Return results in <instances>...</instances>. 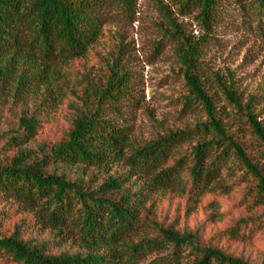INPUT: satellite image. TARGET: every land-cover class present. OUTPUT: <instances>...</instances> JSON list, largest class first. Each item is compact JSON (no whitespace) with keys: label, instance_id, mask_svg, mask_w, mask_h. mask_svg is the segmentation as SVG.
Listing matches in <instances>:
<instances>
[{"label":"rangeland","instance_id":"374dc122","mask_svg":"<svg viewBox=\"0 0 264 264\" xmlns=\"http://www.w3.org/2000/svg\"><path fill=\"white\" fill-rule=\"evenodd\" d=\"M187 3L188 0H131L130 6L121 0H104L101 33L85 55L68 62H52V74L45 81L32 83L34 90L25 98L11 93L0 97V162L7 163L20 152L29 153L31 162L42 159L40 147L64 139L71 129L77 112L83 109L84 90L96 84L104 87L111 69L128 73L129 91L119 115L110 110L111 104H104V117L116 127L127 129L128 139L140 147L182 134L175 140L164 167L180 161V177L186 187L150 191L137 226L123 243L135 244L160 236L159 229H171L195 234L201 245L246 264H264V196H260L258 179L234 149H227L217 165L215 182L220 188L190 190L188 169L193 165L194 147L214 142L204 160L208 167L228 142L212 128L201 126L210 125V120L203 104L190 91L185 79L187 66L182 60L188 45L197 48L198 73L212 98L216 120L228 139L242 147L264 174V147L216 80L219 75L227 85L233 82L243 102L252 98L253 114L264 127V16L255 0H216V20L206 29L200 7ZM31 116L39 123L34 138L16 149L4 147L22 131L19 120ZM46 172L64 173L91 190L98 189L111 176L129 174L122 161L108 170L51 164ZM144 183L146 180L138 175L127 177L123 188L110 197L119 199L123 192L133 194ZM18 206L9 201L1 208L15 210ZM30 214L19 209L16 221ZM253 218H258L255 226L249 223L245 230L248 235L250 227H257L251 236L242 238L243 230L237 236L224 234L240 221ZM1 231L11 233V225ZM22 239L31 245H45V255L86 252L70 228L62 234L44 227L29 229ZM196 257L190 247L173 254V249L165 246L137 256L133 264H192Z\"/></svg>","mask_w":264,"mask_h":264},{"label":"trees","instance_id":"16d2710c","mask_svg":"<svg viewBox=\"0 0 264 264\" xmlns=\"http://www.w3.org/2000/svg\"><path fill=\"white\" fill-rule=\"evenodd\" d=\"M121 1L131 6V0ZM255 2L264 16V0ZM103 5L104 0H0V97L11 93L25 98L34 90L32 83L45 81L52 74V62H68L85 55L101 33ZM187 6L200 7L206 29L215 22L216 0H188ZM196 49L188 45L187 51L183 52V64L187 66L185 79L210 120V125L204 123L201 126L212 128L228 145L208 167L204 160L214 142L194 147L193 165L188 169L190 190L204 192L220 188L215 182L217 165L227 149L233 148L248 171L258 179L260 196H264L262 169L252 162L242 147L228 139L212 112V98L203 88L198 73ZM129 80L128 73L111 69L104 87L96 84L84 90L81 97L83 109L77 112L71 129L64 139L40 147L42 159L31 162L29 153L20 152L7 163L0 162V264H133L137 256L165 246L171 247L173 254L190 247L197 254L192 264H246L218 249L201 245L195 234H181L171 229H159L160 236L135 244L123 243L125 236L137 226L150 191L186 187L180 177L183 171L180 161L164 167L175 140L182 134L140 147L128 139L127 129L116 127L104 117V104H111L110 110L119 115V107L129 91ZM216 80L264 147V127L253 114L254 100L243 102L233 89V82L227 85L219 75ZM38 124L35 116L21 118L19 128L22 131L4 147L12 150L32 140ZM121 161L128 167V176H111L96 190L72 181L64 173L46 172L51 164L108 170ZM134 175L146 180L138 191L133 194L123 192L119 199L110 197L111 193L123 188L125 178ZM9 201L18 203V208H1ZM19 209L29 211L30 216L16 221ZM256 220L258 218L242 220L224 234L237 236L243 230L241 237H249L257 228H252ZM249 223L252 227L246 235ZM9 224L12 232H2ZM42 227L57 230L60 234L72 229L86 252L45 255V245H31L22 239L27 230ZM101 249L105 251L100 252Z\"/></svg>","mask_w":264,"mask_h":264}]
</instances>
